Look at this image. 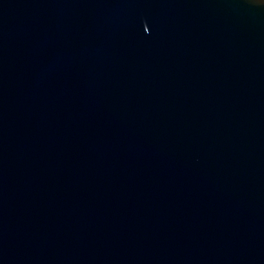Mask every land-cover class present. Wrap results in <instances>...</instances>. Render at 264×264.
Wrapping results in <instances>:
<instances>
[{
	"label": "water",
	"instance_id": "95a60500",
	"mask_svg": "<svg viewBox=\"0 0 264 264\" xmlns=\"http://www.w3.org/2000/svg\"><path fill=\"white\" fill-rule=\"evenodd\" d=\"M0 264H264V0H0Z\"/></svg>",
	"mask_w": 264,
	"mask_h": 264
}]
</instances>
